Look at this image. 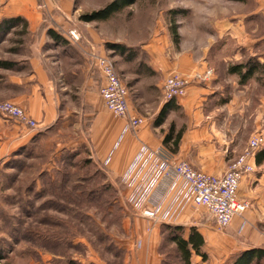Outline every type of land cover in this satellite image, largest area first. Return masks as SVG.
I'll return each instance as SVG.
<instances>
[{
  "label": "crops",
  "instance_id": "obj_1",
  "mask_svg": "<svg viewBox=\"0 0 264 264\" xmlns=\"http://www.w3.org/2000/svg\"><path fill=\"white\" fill-rule=\"evenodd\" d=\"M40 1L5 0L6 6L0 5V20L21 17L26 21L24 34L30 32L38 38V44L26 48L25 55L16 63L12 62L11 68H1L0 93L25 109L36 121V127H30L15 119H0L1 159L26 149L33 154V160L42 159L38 163L39 172L73 166L82 170L91 167L118 189L121 204L125 202L131 207L127 200L133 187L126 185L123 177L141 143L163 146L195 169L211 174L224 173L230 161L242 153L243 147L236 134H226V137L213 134L217 127H226L228 123L232 126L233 120L219 113L222 110L234 113L241 105L242 92L249 89L248 85L238 83L236 74H229L226 68H216L211 82L193 83L186 96L170 104L165 121L156 124L165 105L162 100L165 78L180 61L167 58L156 63L150 61L154 71L162 72L158 83L154 84L159 90L158 100L150 97L141 85L140 92L129 94L130 114L147 119L134 133L126 129L127 118L110 111L99 93L103 78L93 56H108L110 41L100 37L93 24L77 20L72 7L55 9L49 5L43 8ZM60 2L63 5L62 0ZM72 29L80 32L79 40H72L67 35ZM49 30L61 35L62 39L55 41ZM205 56L198 60L201 65L197 67L204 68L209 63ZM234 58L238 60V57ZM222 60L228 64L232 59L222 56ZM195 61L194 56H187L186 64L181 66L182 73L194 71ZM224 96H230L226 103L221 102ZM169 132L172 135L166 141ZM256 166L254 173L242 178L238 191L241 198L250 201V208L243 216L235 217L224 231L217 229L205 207L191 201L177 212L172 226H182L185 237L195 227L204 237L202 252L206 253L207 259L204 261L194 255V263L232 264L244 251L264 245L263 232L249 236L245 242L234 238L236 233L246 235L250 226L264 229V162L256 163ZM172 199L171 195L169 202ZM244 220L248 226L240 231ZM122 223L125 230L129 228L126 232L106 235L113 238L114 245L122 253V262L160 264L159 246L164 224L155 223L139 212L133 216L125 213ZM44 260L51 264L49 258ZM84 262L105 264L100 258Z\"/></svg>",
  "mask_w": 264,
  "mask_h": 264
},
{
  "label": "rangeland",
  "instance_id": "obj_2",
  "mask_svg": "<svg viewBox=\"0 0 264 264\" xmlns=\"http://www.w3.org/2000/svg\"><path fill=\"white\" fill-rule=\"evenodd\" d=\"M113 1L62 0V5L60 0H41L39 5L55 9L72 7L73 16L80 20L82 14L104 8ZM0 5L6 6L5 0H0ZM174 21L180 35L178 40L173 35ZM86 23L93 24L100 37L109 43L122 44L135 53L131 61L112 49L108 55L128 91V99L131 92L134 95L140 92L141 85L150 97L158 100L159 90L154 84L162 72L154 71L150 61L179 60L173 71L185 76L193 71L182 73L181 66L186 64L187 56H194L195 72L206 67L214 69L209 82L214 79L216 68L223 70L237 61H259L263 66L244 84L249 89L242 92L240 107L234 113L231 110L219 113L232 119V126L228 123L226 127H217L213 134L219 137L236 134L242 153L252 137L264 135V0H135L108 20ZM5 28L0 30V61L16 63L25 55L26 48L38 44V38L30 32L21 34V24L10 31ZM204 56L209 63L204 68L197 67ZM222 56L232 60L227 64ZM1 71L0 68V75ZM235 78L240 79L238 75ZM3 96L0 93V100L10 101ZM0 119L13 118L0 115ZM41 161L40 157L33 160V154L26 149L0 158V264H47L44 260L47 258L51 264H70V259L86 264L84 260L98 258L105 264H124L113 238L106 235L126 232L129 228L125 230L122 223L125 213L133 216L137 211L125 202L121 204L117 188L116 194L97 197L98 185L106 180L101 172L76 166L39 172ZM248 231L246 235L236 233L234 238L245 242L264 229L250 226ZM74 235L73 240L79 245L75 248L67 245L68 238ZM162 251L167 263L181 264L174 244L165 241Z\"/></svg>",
  "mask_w": 264,
  "mask_h": 264
},
{
  "label": "built area",
  "instance_id": "obj_3",
  "mask_svg": "<svg viewBox=\"0 0 264 264\" xmlns=\"http://www.w3.org/2000/svg\"><path fill=\"white\" fill-rule=\"evenodd\" d=\"M67 35L72 40L81 37L76 29L70 30ZM93 58L103 78L99 93L106 107L115 115L127 118V130L136 131L146 122V118L130 114L128 91L118 76L113 59L98 55ZM213 76L214 69L207 67L185 76L171 71L163 84L164 102L186 96L193 83L209 82ZM0 115L36 127V121L26 110L12 101L0 100ZM263 145L264 135H255L224 173L211 174L195 169L188 161L177 158L163 146L151 147L142 143L123 177V182L133 187L128 204L155 223L171 225L177 212L191 201L196 206L205 207L217 229L224 231L235 217L243 216L250 208V201L241 198L238 191L242 178L256 171V152ZM171 195L173 199L169 202ZM247 226L248 222L244 220L240 231Z\"/></svg>",
  "mask_w": 264,
  "mask_h": 264
},
{
  "label": "trees",
  "instance_id": "obj_4",
  "mask_svg": "<svg viewBox=\"0 0 264 264\" xmlns=\"http://www.w3.org/2000/svg\"><path fill=\"white\" fill-rule=\"evenodd\" d=\"M233 1H243V0H233ZM135 2V0H114L113 2L109 3L104 8L92 11L91 13H85L80 16V20L85 22H92V21H104L108 20L112 17L116 12H119L123 10L125 7L132 5ZM22 33H25L24 27H26V21L21 17H15V18H8V19H2L0 21V30L4 26L6 27L5 30L10 31L11 28L18 26V24H22ZM173 35L176 37V40L179 39L180 35L178 34V27L176 24V21L173 22ZM50 34L52 35L53 39L55 41H59L62 39L61 35L56 34L53 30H49ZM109 49H112L114 52H118V54L122 55L126 60H133L135 59V53L131 51L128 47L122 45V44H115V43H109L107 44ZM255 59H250L247 62H234L229 64L226 67V71L229 74H236L240 77L239 83L241 85H244L247 83V81L254 76V74L257 72L258 69H261V66H263L262 63L259 61H254ZM13 66L12 62H3L0 61V68H11ZM230 99V96H224L221 99V102L226 103ZM174 102H166L162 110L160 111L157 119L156 124H162L165 119L167 118V115L169 113L170 104ZM173 129V126H172ZM172 133L169 132L165 138L166 141H168L171 137ZM178 137L176 139V144L178 143V140L180 138V133L177 134ZM256 163L262 164L264 162V149L260 150L256 153ZM104 176V175H103ZM103 184V185H102ZM101 185H98L97 190L100 191L97 194V197L104 198V196L110 193L116 194V189L105 180V183H102ZM103 205V203H101ZM108 204V202L106 203ZM81 218V217H80ZM163 237L162 241L159 246V254L161 255V262L160 264H171L167 263L166 259L163 257V247L166 242H170L175 245V251L177 252V257L179 259V262L181 264H196L193 261L194 255H199L202 257V259L205 261L207 259L206 253L202 252V248L204 246V237L203 235L197 231L195 227L191 228V232L188 237H185L184 235V228L182 226H172L169 224H164V231H163ZM82 235V234H80ZM47 239H49V236H46ZM75 235L73 237L68 238V244L69 246H73L74 248L79 246L78 243H75L73 239H75ZM72 239V240H71ZM71 240V241H70ZM2 259V256L0 254V260ZM70 264H81L78 261L74 259H70ZM232 264H264V245L261 247H255L252 249H248L241 253L238 257H236Z\"/></svg>",
  "mask_w": 264,
  "mask_h": 264
}]
</instances>
